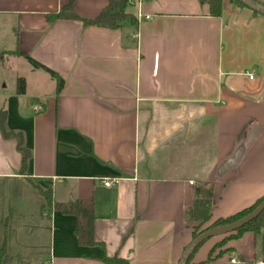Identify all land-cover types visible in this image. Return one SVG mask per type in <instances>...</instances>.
<instances>
[{"label":"crops","instance_id":"obj_1","mask_svg":"<svg viewBox=\"0 0 264 264\" xmlns=\"http://www.w3.org/2000/svg\"><path fill=\"white\" fill-rule=\"evenodd\" d=\"M67 2L0 0V59L25 85L2 91L0 109L31 153L22 174L16 137L0 132V264H178L194 231L264 195V16L232 0L219 16L199 0H128L135 29L49 22ZM107 3L72 7L88 19ZM206 184L211 218L198 228L185 210ZM37 187L91 204L97 243H79L76 215L47 211ZM227 235L204 240L189 264L264 261V235Z\"/></svg>","mask_w":264,"mask_h":264},{"label":"trees","instance_id":"obj_2","mask_svg":"<svg viewBox=\"0 0 264 264\" xmlns=\"http://www.w3.org/2000/svg\"><path fill=\"white\" fill-rule=\"evenodd\" d=\"M201 3H207L209 7V13L211 16H219L222 11V0H199ZM238 5L245 6L243 3L238 0H232ZM73 0H68V2L63 5L58 12L48 14L47 19L49 22H53L56 19H78L81 20L82 23L87 25H96V26H104L109 28H118V27H133L137 28L138 22L137 19L130 13L125 11L126 6L128 4V0H108L107 5L102 9V11L93 18H80L73 11ZM253 13L259 14L256 11L252 10ZM9 53L23 55L24 58L30 63L33 68H43L46 70L52 78L56 81V92L58 93L63 87V80L52 70L43 66L38 61L34 60L28 54H22L18 50H13ZM2 53L0 52V58ZM24 80L22 78L17 79L16 92L18 94H22L24 92ZM6 111L0 109V132L3 137L8 138L10 136H14L17 139L16 148L21 153V166L20 172L22 174H26L28 168V161L30 159V150L24 145L23 136L21 132H15L12 130H8L6 128ZM42 196L46 201V209L49 211L51 208H58L63 213L66 214H74L76 215L78 222L74 229L78 241L81 244L85 245H93L96 244V240L94 238V213L91 204L84 202L82 200H72L66 203H58L52 197V192L50 189H42L37 187ZM212 195L213 189L209 184L206 185H197L194 187V200L192 204L186 208L185 216L190 221H199L198 228L211 218L210 208L212 205ZM264 199V195L257 199L252 205L241 209L229 216L219 217L213 220L210 224L205 226L203 229L199 231H194L193 237H196L200 232L209 229L214 226L224 225L239 219L240 217L246 215L251 210H253L262 200ZM197 228V230H198ZM245 231H252L256 235H264V209L260 214H258L253 220L245 224L244 226L236 229L233 232L227 233V237H238ZM200 245V244H199ZM198 245V246H199ZM197 248V247H196ZM194 249V251L196 250ZM4 244L0 247V259L4 254ZM194 251L189 256L187 263L189 264L191 258L193 256ZM103 260L107 264H128L126 259L113 256L107 257L103 256Z\"/></svg>","mask_w":264,"mask_h":264},{"label":"water","instance_id":"obj_3","mask_svg":"<svg viewBox=\"0 0 264 264\" xmlns=\"http://www.w3.org/2000/svg\"><path fill=\"white\" fill-rule=\"evenodd\" d=\"M238 1L243 3L246 7L250 8L251 10H254L257 13L264 16V5L259 1L257 0H238ZM240 154H241V148L238 147L226 161H223L220 167L221 170L225 171L232 164H234L238 160ZM263 209H264V199L253 210H251L246 215L240 217L239 219L224 225L214 226L200 232L184 248L178 264H186L191 253L204 240L216 235H223L235 231L236 229L244 226L245 224L253 220L258 214L262 212Z\"/></svg>","mask_w":264,"mask_h":264},{"label":"rangeland","instance_id":"obj_4","mask_svg":"<svg viewBox=\"0 0 264 264\" xmlns=\"http://www.w3.org/2000/svg\"><path fill=\"white\" fill-rule=\"evenodd\" d=\"M7 63L2 62V60L0 59V93L2 91L9 92L14 89L16 90L17 79L15 80L16 77H14V72H12L11 64ZM23 63L26 64L24 60ZM4 84H6V87H2Z\"/></svg>","mask_w":264,"mask_h":264},{"label":"built area","instance_id":"obj_5","mask_svg":"<svg viewBox=\"0 0 264 264\" xmlns=\"http://www.w3.org/2000/svg\"><path fill=\"white\" fill-rule=\"evenodd\" d=\"M249 77L252 78V74H249ZM33 109L34 110H38V109H40V106L38 104H34L33 105ZM118 181H119V178H117V177H111V178L105 177V178L102 179V183L106 187H110L112 185H115V184L118 183ZM231 261L234 262L236 260L235 259H231ZM256 264H264V261H257Z\"/></svg>","mask_w":264,"mask_h":264}]
</instances>
